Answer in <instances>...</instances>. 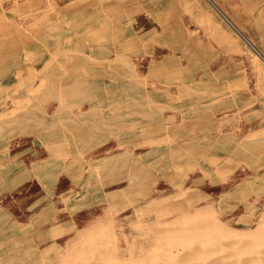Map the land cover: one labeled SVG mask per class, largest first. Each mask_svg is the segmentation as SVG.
I'll return each mask as SVG.
<instances>
[{"label":"rangeland","instance_id":"rangeland-1","mask_svg":"<svg viewBox=\"0 0 264 264\" xmlns=\"http://www.w3.org/2000/svg\"><path fill=\"white\" fill-rule=\"evenodd\" d=\"M215 1L264 52V0ZM29 2L34 3L32 8ZM212 2L0 0V101H11L0 108L1 264L57 261L63 243L79 227L71 215L58 221L56 212L63 209L60 216H65L76 213L81 205H96V201L82 203L85 194H98L103 201L98 169L96 174L93 171L94 158L84 164L90 170L86 176L73 168L57 172L71 162L83 164L84 154L92 157L99 152L92 129L82 125L105 131L117 129V138L110 140L105 152L112 157L108 159L112 161L109 169L96 166L102 168L98 175L105 178L103 181L112 178L119 183L114 199L96 208V221L104 222V227L122 218L150 225L158 208L174 201L163 199L161 181L180 173L189 175L191 186L185 194L203 189L225 192L227 211L242 212V219H248L245 214L249 210L257 214L264 209V60H260L262 70L253 83L250 67L236 57L222 30L250 51L251 45ZM20 40L26 42L25 47ZM46 44L58 45L51 57L43 47ZM33 64L45 66L33 75L25 74L21 81L23 70ZM17 69L18 80L14 75ZM10 116L15 122L7 120ZM19 130L25 133L18 135ZM39 144L48 153L36 150ZM260 147L262 150H258ZM28 149L34 150L30 151L31 159H24ZM39 158H52L55 167L38 166L42 164ZM29 162L38 166V175L27 173ZM220 167L225 173L219 172ZM161 172L167 177L163 178ZM167 191L172 189L168 187ZM26 211L31 213L28 221ZM19 216L21 225L17 223ZM43 222L57 230L64 227L63 231L41 232ZM137 225L140 227V223ZM128 227L126 224L122 229ZM33 228L37 240L33 239ZM134 238L143 244L151 236L137 231Z\"/></svg>","mask_w":264,"mask_h":264},{"label":"bare ground","instance_id":"bare-ground-1","mask_svg":"<svg viewBox=\"0 0 264 264\" xmlns=\"http://www.w3.org/2000/svg\"><path fill=\"white\" fill-rule=\"evenodd\" d=\"M210 1L214 2V3L213 2L212 3L215 4V7L226 17L228 22H230L232 25L236 24L227 15V13L224 11V9L222 7H220L216 3L215 0H210ZM216 4H217V6H216ZM28 5L30 6V8H32L34 6V3L33 2H29ZM65 6H67V5H65ZM71 6H73V4H71ZM248 6H250V5H248ZM125 9H127V8H125ZM126 14H127V12H126ZM255 20H256V18H255ZM70 22H72V21H69V23ZM39 25L41 26V24H39ZM43 26H44V24H43ZM58 27H60V26H58ZM101 27H102V25H101ZM237 27H236L237 31L251 45V48H252L251 50L252 51L248 50V48L243 47L241 45V43L238 41V39L234 35H232L230 32H225V31L222 30V34H224L225 40L228 42V45L231 47V49L235 53L236 57L243 61L244 66L250 67V74H251L250 75V79H251V81L253 83H256L258 78H259V75L261 73V70H262V66L260 65V60H262V61L264 60V52L251 40V38L248 37V35H246L244 33V31L238 25H237ZM38 28H40V27H38ZM53 28H51V29H53ZM20 39L22 40L21 36H20ZM20 41H19V43H21V45L23 47H25V43L26 42L23 43L22 41L21 42ZM56 46H58V45L57 44H52V45L46 44V46H43V47L46 49V52L48 53V56L51 57V54L54 52L53 50L56 48ZM0 48H1V46H0ZM27 49H29V48H27ZM212 49H214V48H212ZM68 50H70V49H68ZM73 50H75V49H73ZM62 51H64L63 48H62L61 52ZM59 53H60V51H59ZM57 55H58V53H57ZM57 55H56V57H57ZM40 58L41 57H39V59H37L38 63L40 62ZM93 58L91 60H93ZM87 59L89 60L88 57H87ZM94 60H95V58H94ZM47 61L50 62V59H47ZM47 61H45L46 62L45 64H47ZM96 61H97V59H96ZM98 61H99V59H98ZM128 65L129 64L127 63L126 66H128ZM44 66L45 65H43V68H44ZM41 68H38L37 65L33 64L31 69H27V71L23 70L21 81H22L23 76L25 74H27V75L28 74H32V73L36 72L39 69L41 70ZM17 71L20 72V70L17 69L15 71L14 75L16 77H17V74H20V73H17ZM132 73H133V71H132ZM130 75H132V74H130ZM19 76L17 77V80H18ZM34 76H36V75L34 74ZM43 76H44V74H43ZM52 76H53V73H52ZM77 78H76V80H77ZM138 80L141 81V79H138ZM18 84H19V82H18ZM24 84L26 85V82L23 83V85ZM77 84H79V83H77ZM4 85L7 86L8 84L4 83ZM23 85L21 87H23ZM71 85H72V83H71ZM178 86H180V85H178ZM52 88H54V87H52ZM188 89H191V87L188 88ZM48 90L50 91V93L52 92V90H50V89H48ZM14 91H13V93H14ZM78 91H79V89H78ZM194 92H195V94H197L198 90L194 91ZM201 92H202V90H201ZM30 93H32V92L30 91ZM50 93H46V94H50ZM46 94H43V95L46 96ZM203 94H205V93H203ZM214 94H217V92L215 91ZM47 96H49V95H47ZM28 100H30V99L28 98ZM16 101H17V99H16ZM17 102H19V101H17ZM151 102H152V100H151ZM248 102H250V101H248ZM7 103H11V101H8V102L3 101V100L0 101V108L4 107V106H8L9 104H7ZM65 104H66V101H65ZM146 104H145V106H146ZM152 104H153V102H152ZM63 106H64V104H63ZM71 107H69V108H71ZM36 108H37V106H36ZM36 108H35V110H36ZM160 108H162V107L160 106ZM126 109H127V107H126ZM164 109H165V106H164ZM12 111L13 110H11V112ZM62 111H63V109H62ZM28 113H29V111H28ZM64 113H65V111H64ZM29 114H32V113H29ZM15 117L16 116H14V119H15ZM20 117H22V116H20ZM10 118H11V116H10ZM10 118H8L7 120L8 121L9 120L13 121V118H11V119ZM91 118H92V113H91ZM16 119H18V118H16ZM172 119H174V118H172ZM7 120H4V121H7ZM31 121H32V119H31ZM64 121H66V119H64ZM13 122H15V121H13ZM35 122H36V120H35ZM10 123H11V121H10ZM6 124H8V123H6ZM82 126H84V128L92 129L93 133H92L91 137L93 139L97 138V141L94 144H96L95 147L97 148V151L99 150V152L96 153L92 157H89L90 155H88V154H84L82 159L85 162L83 164H80L78 166L76 163L73 164V162L68 163L69 166L65 167V165H64L63 168H60V169L57 170L58 173H60V171L65 173L64 172L65 170H63V169L71 170V168H73L74 170H80L83 173L82 175L86 176V175H88L87 172L90 171V170L84 164L87 163V160H89L90 158H94V159H92V161H95L94 167L96 169L93 168V171H94L95 174H96L95 171L97 169L100 170V169H102L103 167H106V166H108V169H109V166H110L112 161H108V159L109 158L111 159L112 157H108L105 152L107 151V149H106L107 146L110 144V140H114V139L117 138V136L115 135V131L117 129H111L109 131H105V130H100L99 127H92L93 125H91V124L90 125L89 124L88 125H82ZM247 126L251 127V123L247 124ZM2 127L3 126H1V129H2ZM152 127L153 126H151V128ZM171 127H172V125H171ZM172 128H174V127H172ZM11 129H13V128H11ZM24 133H25L24 131H20L19 130V133H17V134L18 135L19 134L23 135ZM255 133L256 132H254V136H255ZM249 134L250 133H247V135H249ZM18 135H17V137H19ZM250 135L253 136V132ZM249 136H247V137H249ZM260 140L262 141L263 138H261ZM213 141H214V139H213ZM257 141H259V139ZM257 141L254 140V142H257ZM251 142H253V141H251ZM257 143H259V142H257ZM142 145L143 144H141V146ZM251 145H252V143H251ZM40 146H41V144H39L38 146H35V149L39 150ZM178 148H180V147H178ZM262 148H264V147H262ZM262 148L260 147L258 150H262ZM51 149H53V148L51 147ZM9 150H11V147H10V149H8V151ZM18 150H19V148H18ZM27 151H28L27 153H29L28 157H24V159L30 158L29 157L30 151L33 152L34 150L28 149ZM45 151L48 153V150L45 149V147L40 149V153H42V154ZM64 151L62 150V152H64ZM37 152L38 151H36V153ZM100 152H101V154H100ZM127 152H126V155L128 154ZM201 152L204 153L203 151H201ZM201 152L200 153L199 152H195V153L196 154L197 153L201 154ZM122 153H124V152H122ZM122 153H120V154H122ZM186 155H188V154H186ZM114 156H116V154H114ZM119 156L121 157V155H119ZM122 156H123V154H122ZM248 157L250 158V156H248ZM115 158H117V157H115ZM8 159H10V157ZM39 159L42 160V164H40L38 166H46V167H48V166L52 167L53 166V163H51V161H53L52 158H39ZM209 160H211V159H209ZM115 161L117 162V160H115ZM116 162H114L113 165ZM134 163H136V162H134ZM140 163L142 165H144L145 161H141ZM27 164L28 165L25 166L26 168L28 167L26 169V171H28L27 173H31V174H33V176H35L36 174L38 175V166L35 165L33 167L31 162H29ZM131 164H133V163L131 162ZM113 165H112V167H113ZM96 166H100V167L103 166V167L100 168V167H96ZM223 166H224V164H223ZM234 166H236V165H234ZM53 167H55V165ZM138 167H140V166H138ZM138 167H136V169ZM222 168L220 167V171L219 172H221ZM224 168H225V166H224ZM119 169H120V166H119ZM140 169H141V167H140ZM176 169L178 170V169H181V168H176ZM98 170H97V176L99 177V182H100V185H99V191L100 192L99 193L102 196H104L102 198V200L103 201H107V200H109V198H110V200H111V198L113 200L114 196L119 191L118 190L119 183L117 182V180L112 179V178L110 180H108V181H103L105 178L99 176V175H101V173L99 174ZM222 170H224V169H222ZM100 171H102V170H100ZM108 171H111V170H108ZM133 171L135 172V170H133ZM137 171L138 170H136V173H137ZM149 171H151V170H149ZM222 172L225 173V171H222ZM131 173H132V175L135 174L133 172H131ZM146 173H145V176L148 175V174L146 175ZM164 173L161 172L163 178L167 177V175L164 176L165 175ZM161 174H158L159 178H161ZM153 176H155V175H153ZM188 179H189V175H187L186 173H180V174H176V176L175 175L168 176L167 179H165V180H162V181L160 180L162 183L160 181L158 182V183H161V185H162V187L159 188V189H161V191H163V194H164L163 199L173 198L174 201H171V203H170V201L168 202V204L170 203L169 204L170 206L169 205H163L161 210H159V208H158L157 214L155 215L154 219H152V221L149 222V223H151L150 225H148V224L147 225H142V223L140 221H137L135 218H133L131 220H126V219L124 220L122 218L123 215H121L122 219L117 220L112 225L106 223L107 226L104 227L103 226L104 222H97L96 221L97 218L95 216L96 215V211H97L96 208H98L99 205H102V202H103V201L100 200V197H98V194L97 195L85 194L84 200L82 201V203L85 204V203H88L89 201L90 202L91 201H94V202L96 201V205H86V206L85 205H81L80 207L77 208L76 213H74V214H72V212H70V213H67L65 216H60V214L63 213L62 212L63 209H59L58 213L56 212V215L58 216V221H62L63 219H66V217H69L71 215L70 219L73 220V218H74V222L76 223V225H78L79 228L76 230L75 233L72 234V236L69 237V240H67V242H65L66 240H64L65 243H63V245H62L63 249L61 248V251H58L59 253H57V261H53L52 259L46 260V261L44 260L45 262L43 264H264V209L261 210V212L257 213V214H253V211L251 213V211L249 210L245 214L246 216L249 215V216H247L248 219H242L241 218L242 217V212L238 211L236 213H232V212H228L227 211V209H226V207L224 206V203H223V198L226 195L225 192L216 191V190H212V189H203L201 191L195 190L194 193L185 194L186 188L191 186L188 183L189 182ZM130 180H132V178L129 179V181ZM133 181H134V179H133ZM136 183H138V182H136ZM153 183H155V182H153ZM150 187H151V185H150ZM168 187H170L172 189L171 192L167 191ZM0 194H2L1 191H0ZM0 200L2 201V198H0ZM252 208H255V207L253 206ZM30 211L29 212L26 211V213L24 214V217L26 218L25 221L30 220L31 213H32V211H31V213H30ZM159 211H162V212L160 213ZM158 213H160V215ZM248 213H251L253 215H250ZM146 214H147V212H146ZM73 215H74V217H72ZM113 215H114V212H113ZM157 215H158V217H157ZM20 216L17 219V221L21 220ZM137 222L140 223V227H138L139 225H137ZM17 223H19L21 225V223H23V222L19 221ZM45 224L46 223L43 222V224L41 225V230H40L41 232H44V233L53 232V233H55L54 231L57 230V229H53L52 227L49 228V226L45 225ZM58 224H59V222H57L56 226H59ZM60 224H64V223L60 222ZM126 224H128L129 227L127 229H122V227H125ZM96 226L99 227V229H96L95 228ZM56 228H60L57 231H63L62 229L64 227L62 228L60 226V227H56ZM69 228L70 227H68V229ZM137 231L138 232L140 231V234H143V235H146V236L150 235L151 238H148V240L144 239L143 244H141L142 240L136 241L135 238H134L135 237V232H137ZM125 232L127 233L126 234V238H125ZM31 233H32V236H34V238L33 237L32 238L35 239V237H37L35 235L36 234L35 228H33ZM122 233H123V235H122ZM16 240H18V239H16ZM35 240H37V239H35ZM19 241H18V243H19ZM127 242L129 243L128 245H126ZM46 255L49 256L48 251H47ZM0 264H1V255H0Z\"/></svg>","mask_w":264,"mask_h":264}]
</instances>
